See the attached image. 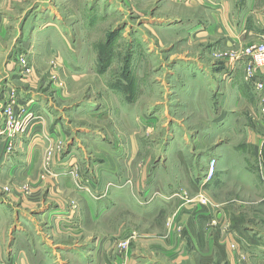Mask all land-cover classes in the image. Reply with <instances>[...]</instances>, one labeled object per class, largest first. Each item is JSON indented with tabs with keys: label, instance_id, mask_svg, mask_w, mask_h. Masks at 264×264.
<instances>
[{
	"label": "crops",
	"instance_id": "0c3cea01",
	"mask_svg": "<svg viewBox=\"0 0 264 264\" xmlns=\"http://www.w3.org/2000/svg\"><path fill=\"white\" fill-rule=\"evenodd\" d=\"M46 2H42L44 4L35 21L28 27L31 29L29 37L25 31L28 23L19 27L17 36L22 33L24 37L14 49H26L32 55L36 45L50 42L57 33L63 39L60 36L63 17L57 15L55 8L46 5ZM194 4L183 3V20H160L165 27L183 22V45L186 48L207 46L203 55L201 52L183 53V108H193L194 116L210 130L196 134L189 131L183 122V143L188 144L193 139V147L199 149L201 139L208 138L213 142L212 158L217 159L216 173L233 172L236 154L230 156L232 163L224 160L234 145L229 140L218 138L216 133L223 132L221 124L234 130L238 123L246 121V128H249L248 123L249 126L251 124L256 131L254 134L259 137L256 139L248 130L247 144L257 141L264 145L261 95L254 96L255 85L245 79L244 57L228 58L229 61L217 63L212 58V52L235 45L238 40V48L264 41V0H211ZM7 6L8 2L4 9ZM16 21L15 15L0 11V107L7 100L9 87L12 86L20 95L21 103L30 105L33 112H41L39 119L42 118L43 123H50V136L70 139V142L67 141L66 149L56 156L54 163L48 165L51 169L48 168L46 175L56 177V186L41 181L39 176L43 173L45 149V142L42 141L48 134L42 131V127L37 128L33 124V132L30 128V133L22 131L2 136L6 119L0 110V179H27L31 186L30 194H20L13 199L0 191V264H202L203 261L238 264V253H243L251 263L264 261L262 235L255 236L248 231L244 239L237 241L230 230L224 229L225 234L219 236V231L202 226L213 215L211 209L219 218L225 210L221 203L213 199L210 209L201 206L197 199L191 203L188 201L202 190L192 188L187 185L188 181H183V174L194 173L193 165H141L140 168L139 165H127L123 170L120 158L115 164L111 163L107 138L104 136V140L102 135L90 133L82 127L84 141L105 151L102 154L104 160L93 156L88 162L89 153L79 143L77 128L62 114L63 108L55 101L47 105L45 100L37 101V92L32 90L35 86L30 88L27 84H20L27 78L19 73L16 56L12 55L13 46L9 44L12 34L8 31L10 24ZM51 52L55 53V50L51 48ZM142 71L131 70L137 74ZM261 79L264 80V75ZM187 80L189 86L186 88ZM139 81L144 88L142 79ZM42 99H47V96L43 95ZM67 109L79 113L87 108L85 102L79 101ZM246 109L252 110V113H246L250 118L244 120ZM119 141L121 135L115 138L116 151L122 147ZM136 147L138 154L139 144ZM79 148L84 152L81 153ZM254 151L257 157L262 153L260 147ZM239 166L242 167L239 172L244 173V186H250V160ZM77 171L82 174V182L74 178ZM148 172L153 175L159 172V179L147 178ZM102 173L105 176H101ZM109 174H115L116 180H110ZM125 174L127 179L123 177ZM215 174L213 184L219 185L218 175ZM207 180L204 177L202 186L210 181ZM88 187L97 188L99 196L93 197ZM123 216L130 217L124 220ZM168 218L172 220L171 225H168ZM132 231L137 234L133 233L129 247L121 248L119 242ZM164 236L166 239H162ZM230 242L238 244L234 252L230 250Z\"/></svg>",
	"mask_w": 264,
	"mask_h": 264
},
{
	"label": "rangeland",
	"instance_id": "374dc122",
	"mask_svg": "<svg viewBox=\"0 0 264 264\" xmlns=\"http://www.w3.org/2000/svg\"><path fill=\"white\" fill-rule=\"evenodd\" d=\"M44 1L0 0V11L5 10L17 18L15 23L10 24L8 31L12 34L9 44L13 46L12 55L16 56L20 67L19 73L21 72L23 76L22 71L26 68L32 69V73L24 79L26 82H20V84H27L30 88L35 86L32 90L37 92V101L45 100L46 105L55 101L60 108H63L62 114L69 118L71 125L77 128L76 135L80 140L79 143L82 144L86 153L90 154L87 155L89 157L87 161H91L93 156L104 160L102 154L105 151L84 141L82 127L90 133L107 138V146L112 154L110 161L115 164L120 158L123 170L127 165L131 167L139 165L140 168L141 165L156 167L167 164L175 167L191 164L195 167L194 173L183 174V181L185 183L188 181L187 185L192 188L202 190L197 192L198 194H193L194 196H191L193 198L188 201L191 203L197 199L201 206L209 207L213 199L221 203V207L225 210L221 219L211 209L213 215L211 214L210 220H205L202 226L219 231V236L225 234L224 229L230 230L237 241L244 239V236L249 234L248 231L252 235L264 237V145L263 142H261L262 145L257 141L252 142L254 145L246 142L249 137L248 130L252 132V136L256 137L255 128L248 123L247 129L246 121L238 123L234 130L221 124L223 132L216 133L217 137L229 140L230 144L234 145L232 149L230 147L228 157H225L224 161L228 160L232 163L230 156L234 157L236 154V157H234L233 172L220 171L217 174L215 168L219 185L213 184L215 180L213 175L208 178L210 181L207 180L209 184L202 186L214 154V149L211 147L213 142L208 138L203 141L201 139L199 149L193 147V139L189 140L188 144L183 143V122L189 131L196 134L210 130L209 126L202 125L194 116L193 108H183V53L201 52L203 55L207 46L195 45L186 48V45H183V22H178L179 24L173 25L174 27H165L164 22L160 20H183V3L196 5L194 3L211 2V0H46V5L55 8L57 15L60 14L63 17L64 24L60 30L63 41L57 33L50 42L36 45L33 48L36 51L32 55H29L26 49L25 51L14 49L24 37L22 33L17 36L19 27L22 23L23 26L28 23L25 31L29 37L31 29L28 27L35 21ZM6 2L8 6L4 9ZM29 8L33 9L28 11ZM40 37L43 40V36ZM239 43L238 40L236 46L233 44L213 50L212 58L217 63L231 59ZM51 48L55 50V53L51 52ZM16 50L19 51L17 54ZM20 60L26 62L27 66L20 63ZM132 69L143 71L137 74L132 73ZM73 76L76 79H73ZM141 79L144 88L141 87V81H139ZM188 86L187 80L186 88ZM10 87L8 98L0 107L6 119V129L2 136L22 131L30 133V128L33 132V124L37 128L42 127V131L49 136L46 135L42 141V143L45 142V149L41 168L43 173L39 177L41 181L56 186V177L46 175L50 168L48 165H52L54 160L64 152L70 139L50 136L48 131V128H51L50 123L48 121L43 123L42 118L39 119L41 112L37 113V110L33 112L30 105L21 103L18 92L12 86ZM255 89L254 96L264 94L256 86ZM43 95L47 96V99H42ZM79 101L85 102L87 108L84 109L85 111L74 113L67 109L68 106ZM9 110L12 113H9ZM246 110H244V120L250 118L247 114L252 113V110ZM12 123H15L14 126L11 125ZM117 135H121L119 143L122 146V150L118 151L115 146ZM133 137L136 138L133 139ZM258 138L257 136L256 139ZM137 144H139L138 154ZM11 146L12 144L8 147ZM256 147H260L262 151L258 157L254 151ZM183 149L185 156H183ZM79 151L84 152L81 149ZM248 159L251 162L250 186L253 189L247 184L244 186L242 180L244 173L239 172L242 168L239 165ZM111 167L110 165L109 169ZM147 174V178L156 179H159L157 177L160 175L159 172H155L154 175L150 172ZM129 175H131L130 172ZM101 176L105 174L102 173ZM115 176V174H109V179L116 180ZM123 177L127 179L126 174ZM74 178L78 182L83 181L82 174L78 171L74 173ZM26 180L0 179V191L11 199L18 198L20 194H30L31 186ZM88 191L93 197L99 196L97 188L88 187ZM202 191L204 193L200 195ZM123 217L126 220L130 216ZM133 233L137 234L132 231L121 242L127 241L130 245ZM165 237L162 239H166ZM228 245L232 252L238 247L237 243L230 242ZM233 245L235 248L232 247ZM237 256L238 264H255L251 263L243 253H238ZM202 264L217 263L203 261ZM260 264H264V261Z\"/></svg>",
	"mask_w": 264,
	"mask_h": 264
},
{
	"label": "built area",
	"instance_id": "2783aa9c",
	"mask_svg": "<svg viewBox=\"0 0 264 264\" xmlns=\"http://www.w3.org/2000/svg\"><path fill=\"white\" fill-rule=\"evenodd\" d=\"M236 46V44H235ZM234 55L231 57L233 59L235 57L245 58V79L249 82L255 84L257 89L264 93V80H262V76L264 75V42H253L251 44L244 45L237 50H234ZM237 54L239 56H237ZM25 67L27 66L26 62L20 60ZM23 76L28 78V75L32 73V69L26 68L25 71H22ZM14 98V97H13ZM13 104V103H12ZM261 105H262V113L264 115V94H261ZM9 113H12L9 110ZM34 121V120H33ZM15 123L11 125L14 126ZM217 165V159L212 158L210 160L207 172V178H211L215 174V168ZM201 201V200H200ZM206 202V200H205ZM207 203V202H206ZM216 223V221H214ZM172 220H168V224L171 225ZM119 246L121 248H128V242H119ZM235 248V246H232Z\"/></svg>",
	"mask_w": 264,
	"mask_h": 264
},
{
	"label": "trees",
	"instance_id": "16d2710c",
	"mask_svg": "<svg viewBox=\"0 0 264 264\" xmlns=\"http://www.w3.org/2000/svg\"><path fill=\"white\" fill-rule=\"evenodd\" d=\"M129 71V70H128ZM130 84H131V82H130Z\"/></svg>",
	"mask_w": 264,
	"mask_h": 264
}]
</instances>
